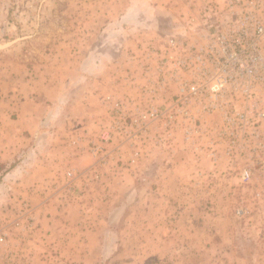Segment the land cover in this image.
<instances>
[{"label":"rangeland","instance_id":"1","mask_svg":"<svg viewBox=\"0 0 264 264\" xmlns=\"http://www.w3.org/2000/svg\"><path fill=\"white\" fill-rule=\"evenodd\" d=\"M205 6L264 22V0H0V129L36 135L0 167L11 262L70 205L106 247L86 264H264V37L252 77L210 76L250 50L180 68ZM23 161L54 172L7 177Z\"/></svg>","mask_w":264,"mask_h":264},{"label":"built area","instance_id":"2","mask_svg":"<svg viewBox=\"0 0 264 264\" xmlns=\"http://www.w3.org/2000/svg\"><path fill=\"white\" fill-rule=\"evenodd\" d=\"M261 0H228V6L239 8H253L255 6L260 7ZM212 6L204 7V16L202 22L195 27V31L198 32V38L185 43V57H179L180 68H191V64L206 60L207 57H211L212 60L232 62L242 61V55L247 54V50H250L252 54L248 57V61L254 63L253 65L242 64L233 68H226L223 71H217L211 73V77L223 76V77H238L246 76L252 77L259 71L258 62L260 59L259 45L264 37V22L254 20L251 15H242L238 20L231 21V25H228V21H221L222 11L217 7ZM247 14V13H246ZM192 20L189 21V24ZM176 41V40H173ZM202 41L201 43H199ZM172 45L177 42H170ZM187 51V52H186ZM188 53H192L189 55ZM203 55V56H202ZM237 69L236 71L233 69ZM190 93H196L199 88L195 85L188 87ZM7 236L4 233H0V264H14L11 257V251L8 249ZM18 264V263H17Z\"/></svg>","mask_w":264,"mask_h":264},{"label":"crops","instance_id":"3","mask_svg":"<svg viewBox=\"0 0 264 264\" xmlns=\"http://www.w3.org/2000/svg\"><path fill=\"white\" fill-rule=\"evenodd\" d=\"M18 94V92L14 91L13 95L7 96V103L15 107L17 104L15 101L18 97ZM26 128L32 132L31 127L26 126ZM19 129L20 130H18V132L21 133L25 127L22 126ZM19 133L15 132L13 136H10L4 133V129H0V167H3V165L13 161L14 157H16L17 153H19L20 148L25 140V142L28 144V142H32L34 136L36 138L34 132L32 133V137L29 139L19 137ZM19 142H21L20 145L18 144ZM25 163L26 162L23 161L18 164L15 168L16 170L12 169L7 174V177L15 174L17 171L46 173L49 170L54 172L55 168L53 163H47L46 165H43V167L40 165H36L35 167L33 166L31 167L32 170L28 171L25 170ZM29 166H31V164H29ZM1 171L6 173L7 170L3 169ZM36 188L38 189L40 187L36 186ZM2 189H5V185L0 184V191ZM32 195V199L37 197H34V192ZM1 201L4 202L3 204L6 202V200L3 198H0V202ZM51 208L54 209L55 207L52 206ZM59 217V220H51V224L61 228H59V231L52 230L50 227H48L47 222L49 220H44V222L46 221L47 226L44 227L43 233H39L37 238H34L33 242H29L30 246L28 249L26 248V253L30 255V257H28V262L25 261L24 264H86L87 258H85V256L87 253L94 254L93 252L95 251L104 252L106 247L97 245L96 248V246H90L89 241L87 242V238H90L96 242L97 237L99 236V231L85 225L87 217L79 212V210L74 209V207L70 205H63L60 208ZM53 252H55L57 256L54 258H48L50 254H53Z\"/></svg>","mask_w":264,"mask_h":264}]
</instances>
